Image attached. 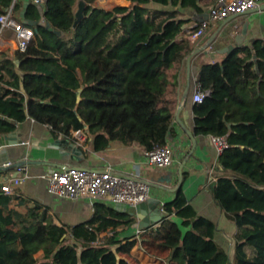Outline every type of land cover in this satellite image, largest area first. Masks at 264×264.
<instances>
[{"label": "trees", "instance_id": "trees-1", "mask_svg": "<svg viewBox=\"0 0 264 264\" xmlns=\"http://www.w3.org/2000/svg\"><path fill=\"white\" fill-rule=\"evenodd\" d=\"M79 1L47 0L44 16L64 34L33 27L28 54H2L0 137L30 118L65 137L88 127L96 151L116 141L147 152L169 145L175 131L168 71L184 66L195 49L177 41L185 24L177 9L200 11L199 0H129L130 6L110 10L83 0L84 17L74 27ZM14 2L0 0V17ZM22 8V1L13 8L19 22ZM39 11L31 5L26 18L38 20ZM229 32L216 43H225ZM198 82L209 95L194 105L195 135L225 137L229 144L220 164L230 175L211 192L238 227L234 251L219 246L216 225L198 215L182 188L165 206L178 221L165 220L143 238V249L167 253L176 264H264V43L215 64L203 61ZM12 199L0 185V264H132L120 257L137 244L120 240V228L133 223L128 214L96 202L86 224L59 227L44 217L18 226L12 211L7 214Z\"/></svg>", "mask_w": 264, "mask_h": 264}, {"label": "crops", "instance_id": "crops-1", "mask_svg": "<svg viewBox=\"0 0 264 264\" xmlns=\"http://www.w3.org/2000/svg\"><path fill=\"white\" fill-rule=\"evenodd\" d=\"M19 1H22L24 8V0H16V2ZM98 1L100 2V0ZM105 1L106 3L114 2L111 8L108 9H112L114 6L128 7L132 4L129 0ZM215 2L216 0H199L200 11L193 8L177 9L179 11L178 19L185 21L183 25L185 28L179 35L178 42H189L190 45L195 46L193 50L195 51L199 47H204L218 30H222L221 33L225 30L237 32L243 28L245 23H248V33L241 46L233 39H228L222 44L215 42L212 53L204 51L194 57L191 64V75L188 74L187 61H185L184 66L177 64L168 71L170 83L166 100L174 115L173 128L175 135L170 141L175 153L174 165L169 169L152 167L149 165L146 156L147 151L139 144L125 145L116 141L111 142L105 150L96 151L93 147V139L89 136L85 147H82L73 137L56 134L49 126L28 118L18 127V129H21V135L18 138L23 143L7 149L8 161L16 164L26 162L29 168L30 178L17 188L20 196L13 197L7 211V214L12 211L18 226L21 225V221L31 223L44 217H50L53 223L59 227L72 228L88 223L94 216L96 202H92L90 199H61L48 191V181L45 177L53 170L68 167H86L95 170L111 168L119 175L139 177L148 181L151 185V198L161 201L160 207L167 216L166 219L159 223H154L148 229H135L133 224L141 221V219L136 214L134 216L131 215L134 207L118 206L106 199L98 201L128 214L133 221L131 227L120 228V231H123L120 240L126 243L127 239L131 238L130 240H137V244L130 255H122L120 256L121 258L132 264H135L136 261L137 264H176L170 260V256L167 253H163L160 256L148 254L143 249L142 241L144 237L154 234L157 229L161 228L165 220L178 221L175 215L172 217L168 216L165 206L175 199L180 188L183 189L188 203L198 215L212 221L216 225L215 240L219 246L233 253L238 227L227 213L217 205L211 192V187L216 185L219 179L230 174L221 166V155H219L217 147L212 143L211 137L195 135V103L192 96L200 75V65L203 61L215 64L230 55L219 54V49L233 44L236 48L233 52H236L245 47L253 48V44L256 41L264 43V11L242 15L229 22L225 20L216 23L210 27V31L204 39L196 43L188 40L187 28L207 19L209 10ZM263 4L264 0H262L261 5ZM29 8L30 6L27 12ZM39 15L40 18L38 20L44 16V10L39 11ZM5 39L7 42L0 46V62L3 59L2 54L11 58L19 54L12 31L6 33ZM239 55H242V52H239ZM213 60L216 62L212 63ZM180 109L178 121L175 116ZM187 131H190L196 139L195 148ZM16 175L15 167H8V169L0 171V185L9 182ZM153 214L152 210H147L145 214H142L143 220L153 219ZM15 230L18 229L15 228ZM144 231L145 233L142 235ZM69 242L73 243V241ZM16 248L19 250L21 245L17 244ZM79 250L82 251L81 249ZM41 255L42 251L36 256L41 257Z\"/></svg>", "mask_w": 264, "mask_h": 264}, {"label": "built area", "instance_id": "built-area-1", "mask_svg": "<svg viewBox=\"0 0 264 264\" xmlns=\"http://www.w3.org/2000/svg\"><path fill=\"white\" fill-rule=\"evenodd\" d=\"M36 1L42 5L45 12L47 0ZM261 4L262 0H216L209 10L207 19L187 28V39L195 42L200 41L206 37L212 25L254 10ZM13 8L14 6L0 17V46L7 42L6 33L12 31L18 53L26 55L35 39V30L24 22H19L15 18ZM205 51L212 53L213 45L206 46ZM215 62V60L212 61V63ZM208 95L209 92L204 91L202 85L197 81L192 96L193 102L201 104ZM89 136V131L86 128L73 133V138L82 147H85ZM211 141L217 147L219 155L229 148L225 137L211 136ZM146 156L149 165L159 169H169L175 163L174 148L170 144L146 152ZM5 166L15 167L17 176L4 183L2 191L9 196L18 197L20 195L17 188L30 178L29 168L27 165L11 161H8ZM45 178L48 181V191L61 199H90L92 202L106 199L118 206L135 207L151 198V185L148 181L139 177L119 175L111 168L95 170L86 167H68L53 170ZM144 233L145 231L142 235Z\"/></svg>", "mask_w": 264, "mask_h": 264}, {"label": "water", "instance_id": "water-1", "mask_svg": "<svg viewBox=\"0 0 264 264\" xmlns=\"http://www.w3.org/2000/svg\"><path fill=\"white\" fill-rule=\"evenodd\" d=\"M15 3H16V0L14 2L13 6H15ZM31 5L38 7L40 9V11L43 10L42 5L40 3H38L37 1L24 0V8L21 12V18L23 19L24 24L29 25L31 27H34L36 31L38 30V27H45L49 31L55 32L57 35H63L64 34V33L57 31V30L54 31L53 28L51 27V24L46 20L45 16H42V18L40 20H30V19L26 18L27 9ZM84 11H85V2L83 0H80L78 3L77 11H76L77 20L75 22L74 27H76L77 24L83 19ZM259 11H264V4L260 5V7L254 9V10L247 11L244 14L235 15V16L227 19L226 22H229L231 20H235L242 15H246V14L254 13V12H259ZM184 28H185V26L183 27V29ZM221 31L222 30H218L217 32H215L214 35L207 42L206 46L213 45L216 42L217 38L220 35H222L223 32L221 33ZM247 33H248V23H245L243 28L240 31L236 32V31L230 30V32L227 33V35L225 37V41H227L228 39L229 40L233 39L234 41H236L241 46L244 43V40L247 36ZM206 46L197 48L195 51H193L188 56V58H187V69H188L189 75H191L192 59L194 57H196L197 55H199L201 52H204ZM235 49H236L235 46L233 44H230V45H228L222 49H219L218 53L219 54H231ZM254 58L256 59V56H254ZM82 90L83 89H80L78 92V99H77L78 102L81 101ZM180 112H181V109L176 113V116H175L176 119H178V121H179V117H180ZM187 132H188V135L191 137L193 144H194V148H195L196 139L190 131H187ZM20 135H21V129H18L17 131L10 133L9 135L0 137V171L8 169V167L5 166V164L8 162V153H7L8 147L16 146V145L23 143V141L18 138V136H20ZM171 138H173V137L171 136ZM20 164L21 165H27L28 163L25 162V163H20ZM160 205H161V201L159 199H153V198H150L145 202L137 204L134 207V211L131 213V215L134 216L136 214L137 217L141 219V221H137L136 223H134L133 227L135 229H148L154 223L156 224V223L161 222L163 219H166L167 216L162 211ZM149 209L154 212L153 217H152L153 219L143 220L142 214H145V212Z\"/></svg>", "mask_w": 264, "mask_h": 264}, {"label": "rangeland", "instance_id": "rangeland-1", "mask_svg": "<svg viewBox=\"0 0 264 264\" xmlns=\"http://www.w3.org/2000/svg\"><path fill=\"white\" fill-rule=\"evenodd\" d=\"M99 1L98 0H96V6L97 7H101V8H104V9H107V10H110V9H108V8H111V6L113 5V1L112 2H107L106 3V1L105 0H100V2L98 3ZM98 3V4H97ZM77 7H78V5H77ZM115 7V6H114ZM174 155H175V153H174Z\"/></svg>", "mask_w": 264, "mask_h": 264}]
</instances>
